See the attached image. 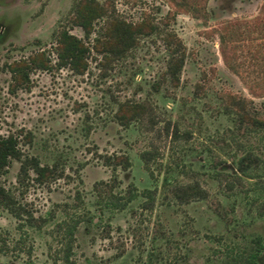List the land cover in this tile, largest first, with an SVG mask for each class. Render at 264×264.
<instances>
[{
  "label": "rangeland",
  "instance_id": "rangeland-1",
  "mask_svg": "<svg viewBox=\"0 0 264 264\" xmlns=\"http://www.w3.org/2000/svg\"><path fill=\"white\" fill-rule=\"evenodd\" d=\"M96 1L155 30L119 60L99 65L92 53L77 75L57 67L51 51L60 30L83 39L70 21L77 0H0V135H16L22 156L54 168L43 181L28 170L19 183L11 160L0 174V185L38 222L24 235L0 206V264H62L57 223L74 213L92 218L74 233V264H225V248L245 247L254 235L264 264V0H206L201 18L166 0ZM168 33L182 45L176 81L166 73ZM42 49L51 69L30 71L28 84L11 90L5 64ZM118 102L143 111L119 125ZM167 122L177 127L175 140ZM243 154L256 160L245 174L234 168ZM193 181L206 197L176 202L171 186ZM132 187L136 195L123 209L97 208Z\"/></svg>",
  "mask_w": 264,
  "mask_h": 264
},
{
  "label": "trees",
  "instance_id": "trees-1",
  "mask_svg": "<svg viewBox=\"0 0 264 264\" xmlns=\"http://www.w3.org/2000/svg\"><path fill=\"white\" fill-rule=\"evenodd\" d=\"M174 8L185 13H190L194 17L201 18L206 16L204 8L206 0H166ZM71 24L81 29L83 39L76 37L63 29L58 31L54 38L51 51L54 53L55 65L57 67H65L72 73L77 75L84 74L88 69L89 57L92 53L101 57L100 64L109 63L110 61L119 60L135 45L136 38L140 35L150 34L155 27L150 22L142 21L135 24L125 22L115 16L107 13L106 8L99 4L96 0H77L73 9ZM105 18L94 32V25L98 20ZM95 35L89 41L92 34ZM225 36L220 34L219 44L225 45ZM164 46L168 49L170 57L166 63V73L174 81L177 79V73L182 66L183 51L180 40L172 35L166 34L163 39ZM51 59L48 50H38L29 54L26 59L13 60L5 64L6 70L10 73L11 84L10 89L13 90L20 85L28 84V73L33 70L48 71L51 69ZM143 111V107L137 103L118 102L116 110L112 113L113 120L119 125H128ZM241 115V114H240ZM165 134L170 139L175 140L179 137L177 127L172 125L169 129V123H166ZM29 140L28 134L24 135ZM17 136L9 133L5 136L0 135V174L5 173L4 167L11 160L19 163L17 171V181L22 183L27 178V171L31 170L34 174V180L43 181L48 176H53L54 168L45 165H39L37 160L32 156H22L17 146ZM149 152H142L140 159L145 164ZM105 157V156H104ZM106 160L110 159L107 156ZM114 163L122 165L123 168L128 164L127 157L115 156ZM256 164L255 157L252 154H243L238 157L235 162V170L241 174L247 173L250 167ZM127 195L120 196L110 194L102 202L98 203V209L121 210L134 197V188L127 189ZM149 190L144 189L142 195L148 199ZM172 198L178 203H187L195 199H204L207 195L198 182L193 181L185 184L173 185L170 188ZM151 202H145L146 207L151 206ZM16 197V195L8 189L0 185V206L5 209L16 221L17 228L22 230L23 234H27L25 229H34L37 226V220L32 216ZM92 218H85V214L78 215L74 213L61 222L57 223V227L61 230L62 247L59 249L62 264H74L71 260L72 245L74 241V233L77 226L82 222H86V226L91 222ZM40 221H43L41 219ZM24 229V230H23ZM262 250V241L259 235L250 238V243L241 248L229 246L225 248L224 259L225 264H258V255ZM56 264V262L54 263Z\"/></svg>",
  "mask_w": 264,
  "mask_h": 264
}]
</instances>
